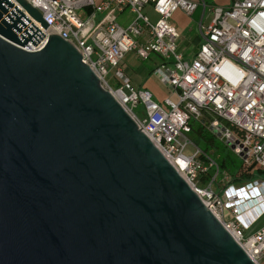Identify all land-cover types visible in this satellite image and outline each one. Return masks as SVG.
Here are the masks:
<instances>
[{
    "label": "water",
    "instance_id": "obj_1",
    "mask_svg": "<svg viewBox=\"0 0 264 264\" xmlns=\"http://www.w3.org/2000/svg\"><path fill=\"white\" fill-rule=\"evenodd\" d=\"M44 37L0 0V264H256L73 45L23 49Z\"/></svg>",
    "mask_w": 264,
    "mask_h": 264
},
{
    "label": "built area",
    "instance_id": "obj_2",
    "mask_svg": "<svg viewBox=\"0 0 264 264\" xmlns=\"http://www.w3.org/2000/svg\"><path fill=\"white\" fill-rule=\"evenodd\" d=\"M10 1L45 35L36 47L29 43L23 49L43 50L49 35L73 45L101 87L113 95L249 257L261 264L264 226L247 235L264 219V180L231 183L217 160L194 147L189 135L191 121L205 122L244 168L264 170V0H235L228 7L207 0H26L42 15L47 29L15 0ZM146 9L155 20L145 14ZM201 9L197 26L202 44L190 59L179 48L181 34L172 20L178 11L192 18ZM208 13L212 20L205 26ZM130 53L146 62L159 60L153 75L170 88L175 99L158 103L150 92L133 86L124 69ZM140 106L143 111L137 114Z\"/></svg>",
    "mask_w": 264,
    "mask_h": 264
},
{
    "label": "crops",
    "instance_id": "obj_3",
    "mask_svg": "<svg viewBox=\"0 0 264 264\" xmlns=\"http://www.w3.org/2000/svg\"><path fill=\"white\" fill-rule=\"evenodd\" d=\"M209 3L215 1L220 7H228L235 0H207ZM186 16L181 11H178L175 16ZM126 17V16H125ZM154 17H156L154 15ZM173 17V23L179 30L181 34V39L179 41L180 50L190 59L194 58L198 52L202 39L198 32V35H192L189 29L182 27L180 23H177ZM187 17V16H186ZM189 18V17H187ZM159 63V60L154 57L150 61H142L135 54L130 53L124 59V69L128 78L131 80L133 86L138 90H145L153 95V98L158 103H163L166 99H175V94L170 90L169 87L162 84L158 78L153 75L155 66ZM264 226L257 230L259 231ZM256 231V232H257Z\"/></svg>",
    "mask_w": 264,
    "mask_h": 264
},
{
    "label": "trees",
    "instance_id": "obj_4",
    "mask_svg": "<svg viewBox=\"0 0 264 264\" xmlns=\"http://www.w3.org/2000/svg\"><path fill=\"white\" fill-rule=\"evenodd\" d=\"M190 136L193 140L198 141L199 149L205 154H209L211 150L216 153V150L220 148L216 147L215 137L207 130L205 122L202 124L191 121ZM217 163L220 172L229 175L233 184L244 185L256 179L264 180V170L262 169L244 168L243 166L236 168L233 162L229 165L226 159H219Z\"/></svg>",
    "mask_w": 264,
    "mask_h": 264
},
{
    "label": "rangeland",
    "instance_id": "obj_5",
    "mask_svg": "<svg viewBox=\"0 0 264 264\" xmlns=\"http://www.w3.org/2000/svg\"><path fill=\"white\" fill-rule=\"evenodd\" d=\"M216 5L219 6L218 4H216ZM145 14L149 15L153 20L156 19V17H154V14L148 9H146ZM201 14H202V9L199 10L198 12H196V14L192 18H187L186 16L181 15V16H175L174 19L177 23H180L182 25V27L189 29L191 31L192 35L194 36L196 34L198 35V32H199L197 22L200 20ZM130 18H133V17L130 16ZM211 20H212V16L209 15V13H208L207 18L205 20V26H207L211 22ZM114 87H118V84L114 83ZM142 111H143L142 106H140L138 109L135 110V112L137 114H141ZM190 138H191V136H190ZM191 140L193 141L194 147L199 148L200 144L198 145V141H195L192 138H191ZM215 141H216V147H220V148L218 150H216V153L214 150H211L209 152V154H211L214 159H216L217 161L219 159L220 160L226 159L229 165L232 164V162H233L234 163L233 165H235L236 168L241 167L243 165L242 160L238 156H236L234 153H232V151L229 148H227L218 138L215 137ZM194 147L192 146L190 148V150H194L195 149ZM220 178H219V180H220ZM263 223H264V219L261 222H259L248 233L247 236H252L254 233H256V231L262 226ZM261 264H264V261L261 262Z\"/></svg>",
    "mask_w": 264,
    "mask_h": 264
}]
</instances>
